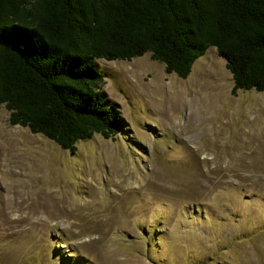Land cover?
Segmentation results:
<instances>
[{
    "label": "rangeland",
    "instance_id": "1",
    "mask_svg": "<svg viewBox=\"0 0 264 264\" xmlns=\"http://www.w3.org/2000/svg\"><path fill=\"white\" fill-rule=\"evenodd\" d=\"M124 118L63 150L0 103V264H264V92L214 46L180 78L97 60Z\"/></svg>",
    "mask_w": 264,
    "mask_h": 264
},
{
    "label": "trees",
    "instance_id": "2",
    "mask_svg": "<svg viewBox=\"0 0 264 264\" xmlns=\"http://www.w3.org/2000/svg\"><path fill=\"white\" fill-rule=\"evenodd\" d=\"M214 46L237 90L264 92V0H0V103L63 150L125 130L97 60L150 54L186 78Z\"/></svg>",
    "mask_w": 264,
    "mask_h": 264
}]
</instances>
